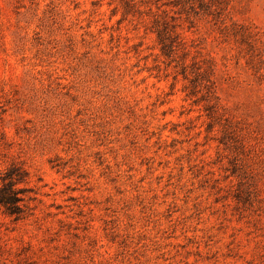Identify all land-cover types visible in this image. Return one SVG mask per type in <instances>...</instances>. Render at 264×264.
Segmentation results:
<instances>
[{
    "label": "rangeland",
    "instance_id": "1",
    "mask_svg": "<svg viewBox=\"0 0 264 264\" xmlns=\"http://www.w3.org/2000/svg\"><path fill=\"white\" fill-rule=\"evenodd\" d=\"M13 166L0 264H264V0H0Z\"/></svg>",
    "mask_w": 264,
    "mask_h": 264
},
{
    "label": "trees",
    "instance_id": "2",
    "mask_svg": "<svg viewBox=\"0 0 264 264\" xmlns=\"http://www.w3.org/2000/svg\"><path fill=\"white\" fill-rule=\"evenodd\" d=\"M163 49L166 48L165 34L158 32ZM2 185L0 186V208L4 209L5 213L15 220L21 219L23 210L21 203L24 202L22 193L25 188H20L18 185L24 182L23 173L19 168L13 166L9 168L3 176L0 177Z\"/></svg>",
    "mask_w": 264,
    "mask_h": 264
}]
</instances>
